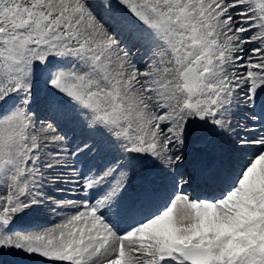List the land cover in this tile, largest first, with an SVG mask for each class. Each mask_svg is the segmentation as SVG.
<instances>
[{"label":"snow or ice","instance_id":"6c2138e0","mask_svg":"<svg viewBox=\"0 0 264 264\" xmlns=\"http://www.w3.org/2000/svg\"><path fill=\"white\" fill-rule=\"evenodd\" d=\"M4 256L264 264V0H0Z\"/></svg>","mask_w":264,"mask_h":264},{"label":"bare ground","instance_id":"6f19581e","mask_svg":"<svg viewBox=\"0 0 264 264\" xmlns=\"http://www.w3.org/2000/svg\"><path fill=\"white\" fill-rule=\"evenodd\" d=\"M248 33H244L243 35H247ZM247 46V45H246ZM256 45L255 44H252V45H248V47H255ZM141 55H142V53H139V52H137L136 54H135V59H136V61H137V63H138V66H140V67H143V63H142V61L140 60V57H141ZM47 119H49V117H46V118H44V120H47ZM66 131V130H65ZM218 140H220V141H222L224 144H227V138L226 137H222V138H217ZM69 161H70V163H72L73 164V166L74 167H76V168H78L80 171H84L85 169H81L80 168V164L78 165V162H77V160H73V158H71V157H69ZM99 166V165H98ZM54 196H57V197H60V196H64L63 194H58V193H52ZM72 196H74V197H69L70 199H77V200H79V199H81V198H86L85 197V194L82 196V195H79V196H77V195H72ZM70 211H74V209H69ZM60 219V217L59 216H54V215H49L48 216V221H49V223H55V222H57L58 220Z\"/></svg>","mask_w":264,"mask_h":264},{"label":"rangeland","instance_id":"374dc122","mask_svg":"<svg viewBox=\"0 0 264 264\" xmlns=\"http://www.w3.org/2000/svg\"><path fill=\"white\" fill-rule=\"evenodd\" d=\"M246 47H248V45ZM46 117H47L46 114L41 111L40 112V118H41V120H44V118H46ZM65 130L68 131L67 129H65ZM69 136H71L72 139H75L76 138L71 132H69ZM73 160H76V159L73 158ZM93 163L97 166V168H99V167H102L104 161H93ZM78 165L80 166L81 169H85V165L83 163H78ZM89 166H91V165H89ZM55 193L63 194L67 198L74 197L72 195H76L74 192H55ZM79 195H82L83 196L84 193L81 192ZM0 259H2L5 262V264H16L18 258L15 257V256H4V257H2Z\"/></svg>","mask_w":264,"mask_h":264}]
</instances>
